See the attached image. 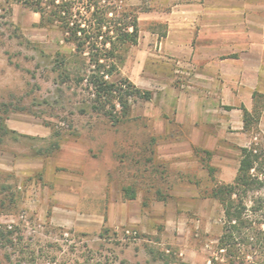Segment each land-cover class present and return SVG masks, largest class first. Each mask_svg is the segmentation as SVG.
<instances>
[{"label":"rangeland","instance_id":"374dc122","mask_svg":"<svg viewBox=\"0 0 264 264\" xmlns=\"http://www.w3.org/2000/svg\"><path fill=\"white\" fill-rule=\"evenodd\" d=\"M38 22L37 13L0 0V103L25 107L3 114L17 134L0 141V229L12 231L10 241L0 240V264H9L5 255L11 264H212V257L228 264L216 250L222 207L208 195L228 183L240 155L216 129L229 109L158 56L164 27L144 23L115 77L152 98L131 99L117 124L79 112L85 97L70 83L61 99L51 70L56 52L69 54L72 45L56 26ZM203 124L215 127L213 138L201 133ZM56 139L59 148L48 154ZM127 186L135 198L123 197Z\"/></svg>","mask_w":264,"mask_h":264},{"label":"trees","instance_id":"16d2710c","mask_svg":"<svg viewBox=\"0 0 264 264\" xmlns=\"http://www.w3.org/2000/svg\"><path fill=\"white\" fill-rule=\"evenodd\" d=\"M5 2L20 4L37 13L40 26H56L63 41L72 45L69 54L56 52L51 58V70L56 72L61 99L65 89L71 87L70 83L79 88L86 101L79 112L89 110V113L101 115L112 124H117L128 118L131 99L152 98L150 90L136 86L127 77H115L128 48L138 42V13L148 10V7L128 6L124 0ZM254 99L251 112L242 107V118L244 130L258 133V141L252 140L247 146L239 148V164L234 179L216 184L208 195L222 207V233L216 250H222L221 255L227 257L228 264H243L249 254L254 264H264V176L260 175L264 167V136L256 128L264 95L255 93ZM9 108L25 110L22 105L0 103V141L7 133L17 134L3 121V114ZM53 135L59 136V132L55 130ZM59 145V140L52 141L48 154L57 150ZM123 197L133 199L135 192L129 186L124 187ZM11 232L0 229V240L10 241L8 234ZM5 260L11 264L8 255H5ZM210 260L212 264H219L214 257Z\"/></svg>","mask_w":264,"mask_h":264},{"label":"crops","instance_id":"0c3cea01","mask_svg":"<svg viewBox=\"0 0 264 264\" xmlns=\"http://www.w3.org/2000/svg\"><path fill=\"white\" fill-rule=\"evenodd\" d=\"M149 2L148 10L138 13V20L139 25H163L159 39L156 30L149 32L157 38L158 56L166 58L172 66H181V72L191 74L189 80L199 82L205 96L206 92L211 93L229 109V119L216 128L222 131L219 138L234 146H247L252 132L243 128L242 107L251 112L255 93L264 95V0ZM142 32L145 30L140 28L139 36ZM177 114L182 115V111ZM204 114L203 120L207 121L211 113ZM179 122L178 127L182 126ZM201 128L202 134L213 138L211 130L215 127L203 124ZM256 128L264 136V102ZM238 164L239 159L226 182L234 179Z\"/></svg>","mask_w":264,"mask_h":264}]
</instances>
